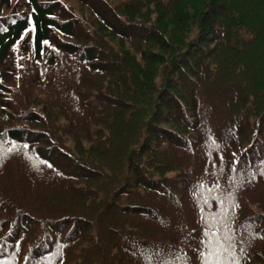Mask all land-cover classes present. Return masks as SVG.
Listing matches in <instances>:
<instances>
[{
  "label": "trees",
  "instance_id": "16d2710c",
  "mask_svg": "<svg viewBox=\"0 0 264 264\" xmlns=\"http://www.w3.org/2000/svg\"><path fill=\"white\" fill-rule=\"evenodd\" d=\"M208 222L264 264V0H0V264H202Z\"/></svg>",
  "mask_w": 264,
  "mask_h": 264
},
{
  "label": "snow or ice",
  "instance_id": "6c2138e0",
  "mask_svg": "<svg viewBox=\"0 0 264 264\" xmlns=\"http://www.w3.org/2000/svg\"><path fill=\"white\" fill-rule=\"evenodd\" d=\"M213 227H215L213 222L207 223L204 232L205 239L201 241L203 247L200 254L202 264H229L226 253L230 252L231 245L226 243L228 238L212 231ZM232 264H238V261L233 260Z\"/></svg>",
  "mask_w": 264,
  "mask_h": 264
}]
</instances>
